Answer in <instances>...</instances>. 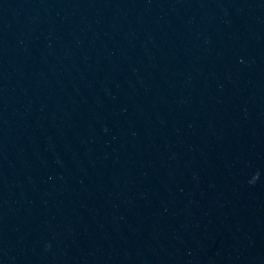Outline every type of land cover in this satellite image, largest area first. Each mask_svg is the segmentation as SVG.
<instances>
[{
    "label": "water",
    "instance_id": "water-1",
    "mask_svg": "<svg viewBox=\"0 0 264 264\" xmlns=\"http://www.w3.org/2000/svg\"><path fill=\"white\" fill-rule=\"evenodd\" d=\"M0 264H264V0H0Z\"/></svg>",
    "mask_w": 264,
    "mask_h": 264
}]
</instances>
